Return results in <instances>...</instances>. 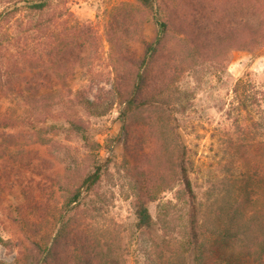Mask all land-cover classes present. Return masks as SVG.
<instances>
[{"label":"rangeland","instance_id":"374dc122","mask_svg":"<svg viewBox=\"0 0 264 264\" xmlns=\"http://www.w3.org/2000/svg\"><path fill=\"white\" fill-rule=\"evenodd\" d=\"M10 1L0 0V11ZM135 1L49 0L45 12H22L2 22L0 104L2 110L14 108L17 100L11 91L25 86L33 73L40 74L42 87L53 92L35 111L43 121L46 162L40 172L54 174L48 187L52 193L43 194L49 221L58 217L64 202L66 186L58 179L67 175L68 186L77 185L100 166L99 181L72 218L84 220L100 240L108 264H190L185 246L189 205L177 175L180 159L197 198L203 233L222 228L247 194L256 204L258 223L264 222V135H257L243 120L233 93L239 80L264 86V55L215 48L198 51L170 35L167 43L180 66L166 93L167 106L140 114L141 132L133 135L138 151L135 168L123 146L122 106L114 104L103 115L93 116L75 97L80 93L92 100L97 95L100 105H106L107 96L100 90L111 89L116 73L124 72L119 58L138 50L141 40L152 39L149 17L146 20L136 6L130 10L122 6ZM113 16L120 24L128 21V30L111 34ZM70 47L76 49L73 59L61 62ZM75 119L85 124L88 144L72 134L45 132L47 125H66ZM135 169L156 193L148 203L153 236L134 226L135 177H142ZM3 173L0 167V264H34L30 241H36L41 225L43 235V224L25 232L15 221L20 217L16 204L27 203L33 193L28 192V199L20 196L4 183ZM33 192L42 197L40 191ZM254 230L255 224L232 244L235 253L246 239L256 236Z\"/></svg>","mask_w":264,"mask_h":264},{"label":"trees","instance_id":"16d2710c","mask_svg":"<svg viewBox=\"0 0 264 264\" xmlns=\"http://www.w3.org/2000/svg\"><path fill=\"white\" fill-rule=\"evenodd\" d=\"M7 4L0 11V24L22 12H45L49 0H13ZM122 6L129 10L136 6L146 20L149 17L148 22L153 27L152 39L148 42L141 40L138 50L119 58L125 67L124 72L116 73L111 89L100 90L107 96L106 105H100V96L97 95H93L92 100L85 99L80 93L75 97L76 102L79 101V105L93 116L103 115L114 104L122 106L123 146L136 168L138 151L133 135L141 132L138 121L142 113L167 106L166 93L174 84L180 66L173 53L174 48L170 49L167 43L170 35L177 43L198 51L215 48L264 55V0H177L174 3L168 0H136L135 4ZM110 23L111 34L119 30L123 33L130 26L128 21L117 22V16H113ZM74 50L72 47L66 49V57L61 62L71 61ZM39 76L33 73L32 78L25 81V86L18 85L11 91L17 100L14 108L2 110L3 105L0 104V167L4 172L1 178L26 199L29 191L33 193L26 205L24 202L16 204L20 217L15 221L25 232L40 229L38 223L43 224V235H39L41 225L36 241H30L34 264H108L100 240L84 220L72 218L86 204L87 195L99 181L100 166L77 185L68 186L67 175L58 179V184L66 186L63 187L64 202L57 218L50 221L46 218L49 207L45 205L43 194L46 190L50 192L48 187L54 174L51 171L47 176L40 172V167L46 162L43 158V121H39L35 111L51 99L53 92L45 89L44 85L42 87ZM44 78L43 84L47 81ZM233 93L243 120L254 128L257 135H264V86L260 88L239 80ZM149 118L148 115L142 119ZM45 129L48 130L45 132L72 134L83 144L91 142L81 119L69 121L66 125L50 124ZM259 148H256L257 154ZM177 168L189 205L185 246L191 257L190 264H264V222L258 223L256 204L252 203L251 195L245 196L246 201L239 205L222 228L207 235L202 231L197 198L182 159ZM259 171L260 167H255L256 175ZM143 178L136 180L135 177L134 226L139 233L153 236L154 222L148 203L154 201L156 193ZM36 179L42 184L39 185ZM33 191H40L42 197L38 199ZM254 224L252 234L256 236L246 239L241 250L235 253L232 244L249 234Z\"/></svg>","mask_w":264,"mask_h":264}]
</instances>
